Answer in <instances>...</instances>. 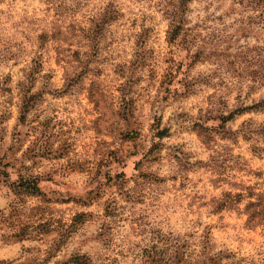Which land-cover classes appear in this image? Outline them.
<instances>
[{
	"label": "rangeland",
	"instance_id": "rangeland-1",
	"mask_svg": "<svg viewBox=\"0 0 264 264\" xmlns=\"http://www.w3.org/2000/svg\"><path fill=\"white\" fill-rule=\"evenodd\" d=\"M175 3L0 0V264H164L166 236L199 262L264 264V219L245 211L264 200V139L241 134L264 109L218 131L264 97V23L192 0L191 63L166 39ZM227 192L245 196L216 209Z\"/></svg>",
	"mask_w": 264,
	"mask_h": 264
},
{
	"label": "trees",
	"instance_id": "trees-1",
	"mask_svg": "<svg viewBox=\"0 0 264 264\" xmlns=\"http://www.w3.org/2000/svg\"><path fill=\"white\" fill-rule=\"evenodd\" d=\"M192 0H176L175 4H172L170 8H167L168 16L171 19L170 28L167 31V42L171 46H175L176 48L182 49L185 51V57L190 60L191 63L195 62L202 58L204 53V45H199V41L201 40L199 34L192 32V28L188 26V18H187V10L189 9V3ZM236 2L244 7H247L253 12L257 13V17H259L260 21L264 23V0H236ZM205 44V42L203 41ZM188 87V86H186ZM25 105H23L22 110V117L26 111ZM264 97L259 99V101L253 102L250 105H239L235 108L229 110L228 113H220L218 116L219 124L218 131H222V134L225 137L232 138L236 133L239 131H234L231 128H226V122L233 120L235 116L240 115L247 111H259L264 109ZM211 131H213L211 129ZM210 131V132H211ZM241 134L245 139L251 138L253 135H259L264 139V123H260L255 125L252 120H245L241 124ZM164 130H160L158 132L159 136H164ZM207 135V134H205ZM262 149L259 146H253V151ZM36 177H30L22 179L20 177L19 180L15 183V186L18 188H25L28 189L29 193H35L39 191V187L37 185ZM243 189L250 190L248 192V197L252 198L253 193L251 192L250 185H244ZM227 198L223 199L218 202L216 209L225 208L231 205L233 202L241 201L245 194L243 192H236L232 194L231 192H227ZM245 211L247 213V223L250 225H255L260 223L261 220L264 219V200L256 198V200H248L247 204L245 205ZM167 237V238H166ZM164 240L165 242V249L162 261L164 264H220L221 263V251L217 252L215 257L208 256V258H204V260H197L196 256L188 254L186 243L183 240L177 239L176 243L173 244V238L166 236ZM207 259H210L207 261ZM89 259H84L81 262H75L77 264H88Z\"/></svg>",
	"mask_w": 264,
	"mask_h": 264
}]
</instances>
